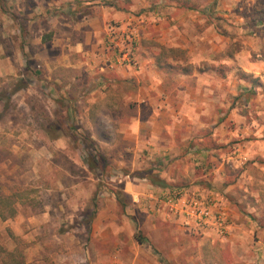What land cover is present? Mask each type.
Listing matches in <instances>:
<instances>
[{"label":"rangeland","instance_id":"374dc122","mask_svg":"<svg viewBox=\"0 0 264 264\" xmlns=\"http://www.w3.org/2000/svg\"><path fill=\"white\" fill-rule=\"evenodd\" d=\"M0 97V264H264V0H0Z\"/></svg>","mask_w":264,"mask_h":264},{"label":"crops","instance_id":"0c3cea01","mask_svg":"<svg viewBox=\"0 0 264 264\" xmlns=\"http://www.w3.org/2000/svg\"><path fill=\"white\" fill-rule=\"evenodd\" d=\"M99 18H101V17H99ZM99 18L97 17V18H93V19L91 18V20L89 19V23H91L93 25V31L95 30L96 34H97V32L99 34H101V32L103 30H105V28H104L105 26L102 25L101 20ZM102 68L103 67H101V69ZM112 71L114 73L113 79H109L106 75L100 76L102 84H104L106 86H109V85L113 86L114 83H119L120 86L125 85L127 87H131V84L133 82V80H132L133 72L131 73L129 68L115 66L114 70H112ZM142 90H143V88H141V89L139 88V90H137L138 91L137 97H138V99H141V101H144L143 99L145 97V94H144V92H141ZM121 93H122L121 95H123L122 96L123 98L127 97L128 99L129 98L131 99L133 96H136V94L134 93V90H130L129 91L130 94L127 93V91L121 92ZM103 95H105V94L103 93ZM134 120H136L138 122V132H139L140 128H141V124L139 123L140 121L137 117H135Z\"/></svg>","mask_w":264,"mask_h":264},{"label":"built area","instance_id":"2783aa9c","mask_svg":"<svg viewBox=\"0 0 264 264\" xmlns=\"http://www.w3.org/2000/svg\"><path fill=\"white\" fill-rule=\"evenodd\" d=\"M168 200V203L174 206V204H172V199ZM179 211L185 212L184 214L188 219L186 224H189L190 221L196 223H205L212 216V211L209 209V207L206 206L205 203L199 201V199H193L189 201L186 205V209L182 208Z\"/></svg>","mask_w":264,"mask_h":264},{"label":"trees","instance_id":"16d2710c","mask_svg":"<svg viewBox=\"0 0 264 264\" xmlns=\"http://www.w3.org/2000/svg\"><path fill=\"white\" fill-rule=\"evenodd\" d=\"M158 65H159V67H163L162 63H158ZM22 86H23V83L16 84V86L14 87V89L12 90L11 93L13 94V93L17 92L19 89L22 88ZM0 100H1V97H0ZM245 100H247V97H245ZM88 152H89V156L92 158L93 157L92 151L89 150ZM0 153L1 154L3 153V151L1 149H0ZM4 158H5V156L3 155V157L0 158V162ZM3 202H5V197L2 194H0V218L1 219H6L7 217H11L12 214H14V209H13V207H10V215H6L4 213V209H3Z\"/></svg>","mask_w":264,"mask_h":264}]
</instances>
